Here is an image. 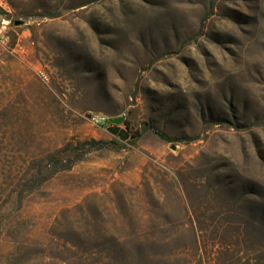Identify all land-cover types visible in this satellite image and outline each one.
<instances>
[{
    "label": "rangeland",
    "instance_id": "rangeland-1",
    "mask_svg": "<svg viewBox=\"0 0 264 264\" xmlns=\"http://www.w3.org/2000/svg\"><path fill=\"white\" fill-rule=\"evenodd\" d=\"M4 20L0 264H122L155 222L173 258L264 264V0H0Z\"/></svg>",
    "mask_w": 264,
    "mask_h": 264
},
{
    "label": "trees",
    "instance_id": "trees-1",
    "mask_svg": "<svg viewBox=\"0 0 264 264\" xmlns=\"http://www.w3.org/2000/svg\"><path fill=\"white\" fill-rule=\"evenodd\" d=\"M151 128L154 129L155 133L160 135L163 139L169 140L162 132L156 129L154 126L150 125ZM127 129L131 132L132 136L136 139L142 135V132L132 131V127L127 125ZM135 133V134H134ZM69 168V166H66ZM65 167V168H66ZM152 193L156 194V197H159L157 192L152 191ZM176 197L182 203L183 196L179 194V191L175 192ZM183 205V204H182ZM184 209L187 210V207ZM135 225L139 226L140 233L138 234L137 239L142 243L141 232L143 223L140 220L135 222ZM169 223L165 222H155L153 223L151 228L152 237L146 238L144 246L142 244H137L135 246V253L128 255L125 254L124 260H122V264H131L130 259L136 261L137 264H190L191 262L187 261L184 257H172L171 254L174 255L175 252H168V242L170 238L166 235L169 231ZM179 231V239L187 236L188 239L192 243V247L194 249L199 248V238L204 231L203 224L199 220L196 219H185L177 226ZM183 234V235H182ZM161 235V236H160ZM173 258V259H172ZM197 264V263H195ZM198 264H202L201 261ZM209 264H217V261L209 262Z\"/></svg>",
    "mask_w": 264,
    "mask_h": 264
},
{
    "label": "built area",
    "instance_id": "built-area-1",
    "mask_svg": "<svg viewBox=\"0 0 264 264\" xmlns=\"http://www.w3.org/2000/svg\"><path fill=\"white\" fill-rule=\"evenodd\" d=\"M7 29V24H6V21H2L1 24H0V30L1 31H4ZM108 120V118H106L104 115L102 114H93L91 116V121L96 124V125H102L104 124L106 121Z\"/></svg>",
    "mask_w": 264,
    "mask_h": 264
},
{
    "label": "water",
    "instance_id": "water-1",
    "mask_svg": "<svg viewBox=\"0 0 264 264\" xmlns=\"http://www.w3.org/2000/svg\"><path fill=\"white\" fill-rule=\"evenodd\" d=\"M16 24H19V22L17 21ZM124 117H110L109 118V121L111 123H114V124H121L122 122H124ZM176 146L173 145L172 148H175Z\"/></svg>",
    "mask_w": 264,
    "mask_h": 264
}]
</instances>
